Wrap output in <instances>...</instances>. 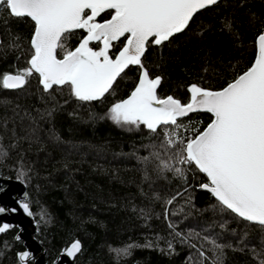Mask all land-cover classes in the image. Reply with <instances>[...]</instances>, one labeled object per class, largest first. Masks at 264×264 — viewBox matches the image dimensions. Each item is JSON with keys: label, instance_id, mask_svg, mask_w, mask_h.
Returning <instances> with one entry per match:
<instances>
[{"label": "trees", "instance_id": "16d2710c", "mask_svg": "<svg viewBox=\"0 0 264 264\" xmlns=\"http://www.w3.org/2000/svg\"><path fill=\"white\" fill-rule=\"evenodd\" d=\"M108 18L105 13L98 21ZM262 31L264 0H223L198 13L170 42L150 43L142 63L150 78H162L159 97L187 103L192 84L218 91L249 68ZM33 32L30 19L11 17L0 7V74L30 67ZM85 35L83 29L73 33L67 47L74 50ZM122 42L113 45L110 55L119 52ZM140 75L139 67L129 68L110 94L90 103L77 101L67 86L44 92L36 74L21 89L0 86V176L26 186L35 237L47 262L79 241L76 264H198L196 249L174 236L171 222L184 235L200 233L190 242L203 245L209 257L211 245L203 236L232 245L224 248L222 264H259L251 249L261 250L264 228L214 209L217 201L200 187L208 183L202 173L187 171L181 178L159 171L155 162H142L152 151L146 146L154 142L144 126L130 129L104 118L112 104L130 95ZM183 120L203 131L212 117L196 114ZM173 196L177 199L166 205ZM17 234L18 228L0 234V264H22L19 254L26 247ZM129 244L138 247L129 254L116 251Z\"/></svg>", "mask_w": 264, "mask_h": 264}, {"label": "snow or ice", "instance_id": "6c2138e0", "mask_svg": "<svg viewBox=\"0 0 264 264\" xmlns=\"http://www.w3.org/2000/svg\"><path fill=\"white\" fill-rule=\"evenodd\" d=\"M219 2L0 0V7L6 9L9 16L28 17L34 22L30 58L26 61L30 67L16 74H0V86L21 89L36 74L44 92L67 86L77 101L90 103L102 101L110 94L117 78L129 66H139L141 75L134 90L126 99L112 104L104 118L130 129L139 130L144 126L154 142L146 146L152 151L141 158L142 162H155L159 171L172 172L181 178L187 171L203 173L208 183L200 187L217 201L214 209L264 228V31L256 38L258 53L249 68L218 91L192 84L188 88L190 101L187 103L171 95L159 97L157 88L162 78H150L142 63L149 43L161 46L170 42L189 28L197 13ZM105 12L110 18L98 21L97 17ZM225 27L231 28L230 22H226ZM77 29H83L86 35L78 47L71 50L67 41ZM121 38H124L121 49L110 55L113 42ZM91 42H98L102 47L94 50L89 46ZM196 112L210 113L213 117L203 131L182 119ZM176 199L177 196H173L166 205H172ZM19 207L26 215H33L28 202H19ZM16 211V208L6 210L0 206V215ZM164 216L167 220L168 207H165ZM11 227L13 225L0 224V234ZM169 228L181 243L196 249L198 264L206 261L222 264L224 248L232 247L203 236L202 239L211 245L207 251L213 255L209 257L203 245L198 247L190 242L200 237V233L190 231L184 235L176 231L177 225L171 222ZM238 243L243 244L244 240ZM132 247L138 245L129 244L116 251L129 254L128 249ZM80 248V242H74L67 255L74 256ZM251 250L259 264H264V242L260 251L254 246ZM29 256L24 252L20 260L25 261Z\"/></svg>", "mask_w": 264, "mask_h": 264}, {"label": "water", "instance_id": "95a60500", "mask_svg": "<svg viewBox=\"0 0 264 264\" xmlns=\"http://www.w3.org/2000/svg\"><path fill=\"white\" fill-rule=\"evenodd\" d=\"M221 1H223V0H220V2ZM209 8H211V7H209ZM202 11H204V10H201L200 12H202ZM102 14H104V13H102ZM99 17H97V20ZM22 18H28V17H22ZM28 19H30V18H28ZM81 30L82 29L74 30L73 33L81 31ZM182 33H179L177 35H180ZM177 35H175V36H177ZM122 39L123 38H121V40ZM118 42L119 41L113 42V44H116ZM95 44H98V42H91L89 46L92 47V45H95ZM256 47H257V45H256ZM58 50L59 49H57V52H58ZM147 51H148V47L146 49L144 56L142 57V61L145 58ZM257 53H258V47H257L256 56H257ZM131 67H139V66H134V65L129 66V68H131ZM128 69H126L125 72ZM122 75H123V73L121 74V76ZM120 77H118L117 80ZM161 83H162V81H161ZM160 87H161V84L157 88V95H158V91H159ZM58 88H61V87H58ZM196 114H208L212 117V115L210 113L196 112V113H191V114H189V116L184 117L182 119H187V118H189L193 115H196ZM212 119H213V117H212ZM204 176H206V175H204ZM27 200H28V190L22 182L17 181V180H13V179L3 178L0 176V206L4 207L6 210L12 209V208L17 209V211L15 213L6 212V214L0 215V224L7 223L9 225H13V227L9 228L6 232H4L2 234L7 233L11 229L18 228L17 237H19V239H17V240L24 242L25 247H26V251H24V252H28L30 254L28 259L25 261L20 260V255L24 252L19 254V260L21 261L22 264H27L28 261H34V264H50L46 260V253L44 252L42 245L40 244V242L35 237V235L37 233V224L34 220V216L33 215L32 216L26 215L24 213V211L22 209H20V207H19V202H25ZM251 224L258 225L255 223H251ZM71 245L63 253H61L60 256L52 264H76V259L79 257V255L82 252V244L80 243V245H81L80 251L75 253L74 256L69 257L67 255V252H68V250H70Z\"/></svg>", "mask_w": 264, "mask_h": 264}, {"label": "flooded vegetation", "instance_id": "af4514ba", "mask_svg": "<svg viewBox=\"0 0 264 264\" xmlns=\"http://www.w3.org/2000/svg\"><path fill=\"white\" fill-rule=\"evenodd\" d=\"M106 13H107V12H106ZM104 14H105V13H104ZM102 15H103V14H102ZM102 15H101V16H102ZM101 16H100V17H101ZM98 19H99V18H98ZM123 39H124V38H123ZM123 39H122L121 41H123ZM121 41H119V42H121ZM119 42H118V43H119ZM116 44H117V43H116ZM95 45H98V44H95ZM113 45H115V44H113ZM92 46H93V45H92ZM101 47H102V45H101ZM94 50H95V49H94Z\"/></svg>", "mask_w": 264, "mask_h": 264}]
</instances>
